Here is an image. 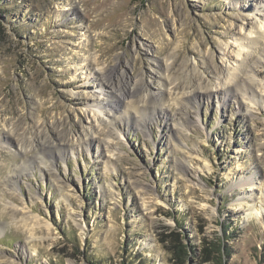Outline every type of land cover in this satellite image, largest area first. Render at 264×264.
<instances>
[{
	"label": "rangeland",
	"instance_id": "obj_1",
	"mask_svg": "<svg viewBox=\"0 0 264 264\" xmlns=\"http://www.w3.org/2000/svg\"><path fill=\"white\" fill-rule=\"evenodd\" d=\"M260 23L264 0H0V264H264Z\"/></svg>",
	"mask_w": 264,
	"mask_h": 264
},
{
	"label": "bare ground",
	"instance_id": "obj_2",
	"mask_svg": "<svg viewBox=\"0 0 264 264\" xmlns=\"http://www.w3.org/2000/svg\"><path fill=\"white\" fill-rule=\"evenodd\" d=\"M262 33H264V25H261V23H260L256 29L251 30V33L249 34L250 37L248 40H252V43H254V42H256V40H258V38L263 37ZM252 35H253V37H251ZM236 56L238 58L248 57L247 48L245 45L243 47L239 46V48L236 52ZM238 70H234L233 72H229V81H231V83H233L235 81V79H236L235 73ZM247 185L251 186L250 187L251 191H252V189H254V186L250 185V183ZM238 186L242 187L243 183L242 182L239 183ZM263 216H264V201L260 202L259 209H256V206L254 203L250 204V206L248 208V212L245 215V219H256L257 222L258 221L260 222L263 219Z\"/></svg>",
	"mask_w": 264,
	"mask_h": 264
},
{
	"label": "trees",
	"instance_id": "obj_3",
	"mask_svg": "<svg viewBox=\"0 0 264 264\" xmlns=\"http://www.w3.org/2000/svg\"><path fill=\"white\" fill-rule=\"evenodd\" d=\"M218 255L222 257V254H221V252H220V251L218 252Z\"/></svg>",
	"mask_w": 264,
	"mask_h": 264
}]
</instances>
